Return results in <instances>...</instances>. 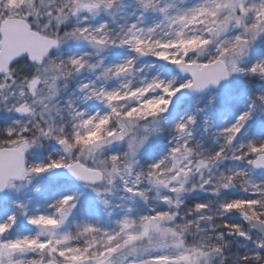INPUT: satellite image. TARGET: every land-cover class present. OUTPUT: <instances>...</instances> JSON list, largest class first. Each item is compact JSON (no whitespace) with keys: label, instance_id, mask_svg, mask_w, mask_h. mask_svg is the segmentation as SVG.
<instances>
[{"label":"snow or ice","instance_id":"1","mask_svg":"<svg viewBox=\"0 0 264 264\" xmlns=\"http://www.w3.org/2000/svg\"><path fill=\"white\" fill-rule=\"evenodd\" d=\"M261 82L264 0H0V264H264Z\"/></svg>","mask_w":264,"mask_h":264},{"label":"rangeland","instance_id":"2","mask_svg":"<svg viewBox=\"0 0 264 264\" xmlns=\"http://www.w3.org/2000/svg\"><path fill=\"white\" fill-rule=\"evenodd\" d=\"M264 86V82L257 83L255 85H252V91H259L260 87ZM243 110V101L241 100L238 103L237 108L228 114L229 120H234L235 116L239 114V111ZM246 135L250 137H260L264 138V121H261L259 119L250 121L249 126L246 129ZM47 153H45L46 155ZM32 162H39V160H33ZM65 184L68 185V191L65 192V194H71V190L74 187H78L73 181H67L65 180ZM24 195L32 197L31 200V206L33 205H43L45 202V197H51L52 192L47 187V182H44V185L40 191H32L30 189L25 190ZM24 195H22L20 198L23 199ZM85 197H89V194L87 192L84 193ZM7 211L10 213L12 211V208L9 206L7 208ZM5 218L4 210L0 209V220H3ZM30 230V226L26 225V222L23 218H20L18 220L17 225L14 228V231H28Z\"/></svg>","mask_w":264,"mask_h":264},{"label":"water","instance_id":"3","mask_svg":"<svg viewBox=\"0 0 264 264\" xmlns=\"http://www.w3.org/2000/svg\"><path fill=\"white\" fill-rule=\"evenodd\" d=\"M71 181V180H70Z\"/></svg>","mask_w":264,"mask_h":264}]
</instances>
